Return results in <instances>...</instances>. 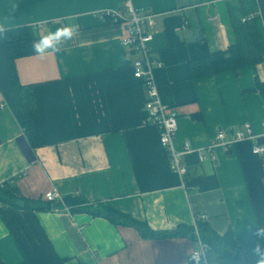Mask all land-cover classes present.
<instances>
[{"label":"crops","instance_id":"1","mask_svg":"<svg viewBox=\"0 0 264 264\" xmlns=\"http://www.w3.org/2000/svg\"><path fill=\"white\" fill-rule=\"evenodd\" d=\"M123 1L0 0V32L25 25L34 40L62 24L75 28L55 51L15 61L18 82L31 86L37 146L24 134L0 40V182L28 200L44 203L49 190L61 197L48 210L0 204V264H190L199 247L196 225L193 237L144 238L108 218L70 213L67 197L105 204L152 230L191 226L202 215L237 244L255 228L264 238V154L251 151L264 140V56L237 74L190 77L187 66L233 43L232 16L255 13L264 32V0H130L154 13L149 46L162 62L154 78L176 113L175 147L188 140L201 149L202 158L184 156L185 186L157 130L142 122L144 89L132 75L135 54L120 45L123 26L97 16ZM244 122L255 139L216 145L212 159L204 148L215 131Z\"/></svg>","mask_w":264,"mask_h":264},{"label":"trees","instance_id":"2","mask_svg":"<svg viewBox=\"0 0 264 264\" xmlns=\"http://www.w3.org/2000/svg\"><path fill=\"white\" fill-rule=\"evenodd\" d=\"M253 14L250 19L245 21H241V17H244L245 14L244 16H232L233 43L224 50L211 51L205 56L189 60L187 66L190 77H199L225 70H233L237 74L239 68L263 60L264 32L258 16ZM33 37L32 28L25 25L6 28L0 32L3 52L20 110L23 131L30 145L37 146L41 142L39 133L32 122L36 115V107L31 86L18 82L15 68L16 59L32 52ZM0 204L35 210H48L56 208L58 205L55 201L41 203L38 200L18 197L4 183H0ZM63 205L70 213L87 212L108 218L117 224L130 226L144 238L184 236L192 233L193 226L196 225L199 241L206 247L207 264H260L264 260V238L257 228L250 231L243 244H237L231 231L219 235L198 218L191 226L179 225L170 230H152L145 222L117 212L105 204L94 205L82 202L77 197H67L64 198Z\"/></svg>","mask_w":264,"mask_h":264},{"label":"built area","instance_id":"3","mask_svg":"<svg viewBox=\"0 0 264 264\" xmlns=\"http://www.w3.org/2000/svg\"><path fill=\"white\" fill-rule=\"evenodd\" d=\"M253 15V13H250L241 17V21L248 20ZM97 16L108 18L110 22L120 23L123 26L124 32L120 39V45L128 52L135 54V57L130 62L132 75L141 81L144 89L145 114L142 122L157 130L158 140L167 154L169 167L180 177L182 184L185 186L187 166L184 163V156L191 152H196L198 157L202 158V154L201 149L193 148L188 140H183L180 148L175 147L176 113L161 101L158 86L154 78V71L162 67L161 60L152 55L149 46L153 33L154 13L145 8H136L130 0H124L121 8L102 9L97 12ZM262 126V137L264 138V119ZM244 139H255V135L252 133L248 122L243 123L241 130L233 132L218 129L204 149L211 154V158L213 159L212 151L216 145H220L226 149ZM251 151L253 154L263 155L264 142H255L251 147ZM43 199L54 202L61 200V197L55 190H49L43 194ZM63 208L67 210V207L64 205ZM199 218H203V216L199 215ZM195 219L197 218L195 217ZM205 248V245L199 241L198 249L192 250L188 255V263L198 264L203 262L206 264Z\"/></svg>","mask_w":264,"mask_h":264},{"label":"clouds","instance_id":"4","mask_svg":"<svg viewBox=\"0 0 264 264\" xmlns=\"http://www.w3.org/2000/svg\"><path fill=\"white\" fill-rule=\"evenodd\" d=\"M75 31L74 26L70 24H62L54 29L46 32L44 35H40L32 42V49L37 55H45L49 50L55 51L56 46L62 40L70 39ZM264 264V260L260 262Z\"/></svg>","mask_w":264,"mask_h":264},{"label":"water","instance_id":"5","mask_svg":"<svg viewBox=\"0 0 264 264\" xmlns=\"http://www.w3.org/2000/svg\"><path fill=\"white\" fill-rule=\"evenodd\" d=\"M264 140H262V143H263ZM194 236V233H190V237H193Z\"/></svg>","mask_w":264,"mask_h":264}]
</instances>
